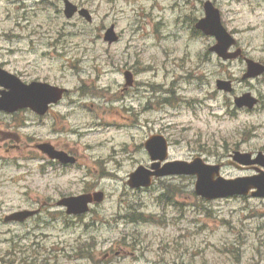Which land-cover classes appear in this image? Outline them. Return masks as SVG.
<instances>
[{
	"label": "rangeland",
	"instance_id": "rangeland-1",
	"mask_svg": "<svg viewBox=\"0 0 264 264\" xmlns=\"http://www.w3.org/2000/svg\"><path fill=\"white\" fill-rule=\"evenodd\" d=\"M43 1L50 3L43 6ZM63 1L0 0V63L31 80L69 90L64 106L74 105L64 109L71 113L64 114V135L37 127L13 133H20L25 140L38 134V139L74 142L86 160V169L76 176L43 177L40 162L32 161L34 151L27 143L21 150L10 148L13 142L6 141L12 132L0 123V160H17L0 164V253L10 249L5 243L11 238L9 232L20 234L19 226L3 223L7 214L37 207L43 201L55 206L61 192L78 195L87 186H95L105 192L106 200L81 220L86 227L63 220L50 226L40 240L41 256L34 251L36 247L32 250L35 264H94L86 247L78 243L80 248H74L75 238L93 242L94 260L102 264H230L238 256L245 264L251 260L252 264H264L260 261L264 259V200L207 202L195 195L194 181L186 177L157 182L155 191L150 192L127 186L137 167L150 164L144 144L153 135L171 142L169 160L202 157L211 164L224 163L226 178L253 175V170L228 166V158L238 147L241 152H264V105L252 113H235V109L226 108L216 80H236L239 95L250 89L264 96V78L242 83L239 63L222 67L214 56L201 52V41L192 34V19L203 16L202 0H70L90 9L92 24L78 17L66 19ZM210 1L221 10L225 26L237 34L240 46L263 60L264 0ZM114 22L122 41L110 46L102 29ZM161 31L173 34H166L165 39ZM148 61L147 66L156 73H146L140 67ZM126 69L137 77L133 89L125 87L121 72ZM154 81L160 86L156 92L151 88L148 94L140 91V84ZM168 85L175 96L167 103ZM146 99H151L150 105L140 120L107 109L108 101L110 105L122 104L113 100L139 105ZM76 132L82 135H72ZM105 160L103 167L100 163ZM87 169L92 173L87 174ZM167 184L175 187L174 191L161 198ZM48 186L54 187L49 194ZM128 206L153 218H147L149 223L113 222L127 213ZM235 248L240 251L234 253ZM106 252L110 254L107 258Z\"/></svg>",
	"mask_w": 264,
	"mask_h": 264
},
{
	"label": "flooded vegetation",
	"instance_id": "flooded-vegetation-1",
	"mask_svg": "<svg viewBox=\"0 0 264 264\" xmlns=\"http://www.w3.org/2000/svg\"><path fill=\"white\" fill-rule=\"evenodd\" d=\"M0 66L3 69L8 70L9 72L20 77L21 80L26 84L35 81L41 82L40 80H34V79L31 80L30 78L24 77L21 73L14 71L9 67V65L5 63L0 64ZM8 92L9 89L1 85L0 83V99L4 101V103L0 105V108H7V111L0 109V123L6 124L9 131L12 132V134H10L9 140L6 141V143L13 142V145L10 146V148H13L14 150L17 149L21 150L22 144L27 143V147L31 151H34V155H33L34 158L32 159L33 163L35 162L42 163L43 177L45 176L67 177L70 176L71 174L76 176L80 174L83 169H86V165L83 164L84 162H86V160H83L80 157L78 152L79 150L77 148L78 145L74 142L64 143L62 140L58 138H57L58 139L57 142L48 140L46 137H41L38 139L37 138L38 134H36L35 136H28V138L26 139L28 140L27 142L20 133L19 134L13 133L16 132L18 129L24 130L29 127H37L38 129L39 128L52 129L54 134L64 135L63 132L64 130L61 127V124L67 119L66 115L64 116V114L67 115L71 114L69 111L68 112L64 111V109L65 108L70 109L74 105V103L71 102L68 106H64L66 99L70 95L66 94L63 100L59 101L58 103H53L51 105H48V110L44 113H41L39 110L34 111L33 109L31 110L30 108H26V107L18 111H10L9 107L5 103L8 99V95H4ZM36 108L38 107L36 106ZM42 123H44L45 126H43ZM72 135L74 134L72 133ZM57 153L63 155V161L57 157ZM4 162H6V160ZM13 162L16 163L17 160L15 159ZM105 162L107 161L106 160L102 161L100 165L105 167L106 166ZM149 166H151V164ZM90 170L88 169L86 170L87 174L92 173V170L91 171ZM53 188H54L53 186H48L46 192L49 194L50 190H52ZM94 188L95 187L93 186H87V188H85L83 191H80L78 195L93 193L97 190V188L95 189ZM78 195L71 193L64 194V192H61L58 200L63 198L77 197ZM58 200L55 206L51 202L43 201L41 205H39L38 203L39 207L37 206L30 209L26 208L11 212L10 215L18 212H22V210H26L25 212L28 213V217L24 223H14V224L11 223L12 226L16 225L20 227V230H18V233L20 234L14 235L11 234V232L8 233L9 235H11V238L9 241L5 243L6 244L9 243L8 246L10 247V249L4 251V253L5 254L10 253L15 260L19 262H23L24 264H35L37 262L34 260L32 261V259L35 258L36 254L32 250H34L33 248L36 247L37 250L34 251L37 254L40 255V252H43L42 244L40 243V240H42L44 236H47V234H44L43 232L47 230L50 226L56 227V224L60 223V221L63 220L66 224L68 225L74 224L76 227L80 226L81 229L82 227L84 228L86 227V225L81 223V220L86 216L82 217V215L77 209H73L69 207H63V208L59 207L57 205ZM95 209L97 208L91 207L89 215H91V213H93ZM89 215H87V217ZM8 219L9 218L5 216L3 219V223L4 224L7 223ZM126 219L130 220V218H126ZM50 221H53V223H50ZM11 224H8L7 226H11ZM75 241L77 242V245L74 248L79 249L80 246L78 243H80V239L78 240L77 238H75ZM74 251L78 256H81V254L77 253L75 249ZM92 253L93 254L90 256V258L94 260V252L92 251ZM105 254H106V258L110 255L107 252ZM49 257L51 256H45V259L49 260ZM77 258L75 257L74 260H77ZM45 259L42 260L43 263Z\"/></svg>",
	"mask_w": 264,
	"mask_h": 264
},
{
	"label": "water",
	"instance_id": "water-1",
	"mask_svg": "<svg viewBox=\"0 0 264 264\" xmlns=\"http://www.w3.org/2000/svg\"><path fill=\"white\" fill-rule=\"evenodd\" d=\"M217 15L215 12H211V16ZM216 22H210V33L220 38L224 33L221 29L216 28ZM226 39H228L227 35L225 34ZM228 47L229 43H225ZM221 53V48L217 50ZM254 72L258 71L260 73L262 70H259V67L254 65ZM36 91L24 90L22 91L21 95H32L35 94ZM51 95L55 94L53 91L50 92ZM61 95V92L58 93ZM164 147V145H163ZM151 153L154 154L153 148H149ZM165 151V147H164ZM246 157L249 158L248 155ZM163 159V158H162ZM166 168H169L168 173L165 174H196L198 176V181L196 185L197 194L203 197H206L208 200L218 199V198H226L231 196H239L243 195L246 196L252 189H257V192L253 193L255 197H264V175H260L257 177L251 178H242L236 180H225L219 176L220 167L219 166H207L201 160H196L192 164L186 163H173L168 165ZM141 171L134 175L133 179L131 180L130 184L132 186L139 187L143 186H150L151 182L149 177H142ZM217 177V178H216ZM95 199L101 201V195H96ZM93 200L90 197H82L77 201H73V204H69L70 207H74L76 209H81L85 211ZM69 203V202H68ZM67 204V203H66ZM65 204V205H66Z\"/></svg>",
	"mask_w": 264,
	"mask_h": 264
}]
</instances>
